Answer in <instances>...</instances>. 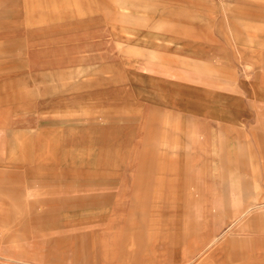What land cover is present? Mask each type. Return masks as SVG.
Here are the masks:
<instances>
[{
  "label": "rangeland",
  "instance_id": "374dc122",
  "mask_svg": "<svg viewBox=\"0 0 264 264\" xmlns=\"http://www.w3.org/2000/svg\"><path fill=\"white\" fill-rule=\"evenodd\" d=\"M0 264H264V0H0Z\"/></svg>",
  "mask_w": 264,
  "mask_h": 264
},
{
  "label": "crops",
  "instance_id": "0c3cea01",
  "mask_svg": "<svg viewBox=\"0 0 264 264\" xmlns=\"http://www.w3.org/2000/svg\"><path fill=\"white\" fill-rule=\"evenodd\" d=\"M125 7H127V6H125ZM219 238H220V236H215L213 240L209 241V243L206 244V245H207V248H206V249L210 248L213 244H215V242H216Z\"/></svg>",
  "mask_w": 264,
  "mask_h": 264
}]
</instances>
